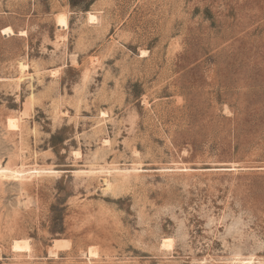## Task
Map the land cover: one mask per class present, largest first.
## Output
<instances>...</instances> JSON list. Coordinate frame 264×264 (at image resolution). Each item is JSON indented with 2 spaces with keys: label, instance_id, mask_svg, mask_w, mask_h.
<instances>
[{
  "label": "rangeland",
  "instance_id": "rangeland-1",
  "mask_svg": "<svg viewBox=\"0 0 264 264\" xmlns=\"http://www.w3.org/2000/svg\"><path fill=\"white\" fill-rule=\"evenodd\" d=\"M0 264H264V0H0Z\"/></svg>",
  "mask_w": 264,
  "mask_h": 264
},
{
  "label": "bare ground",
  "instance_id": "bare-ground-1",
  "mask_svg": "<svg viewBox=\"0 0 264 264\" xmlns=\"http://www.w3.org/2000/svg\"><path fill=\"white\" fill-rule=\"evenodd\" d=\"M91 16L93 17L92 14H91ZM58 25L61 26V27L66 26V25H67V18L64 17V16H60V17L58 18ZM3 32H4V33L12 32V28H11L10 26H7V27H5V28L3 29ZM13 122H14V121H13ZM11 124H12V123H11ZM163 241H164V244H167V245H169V244L172 242V241H171V238H165ZM54 244H55V245L60 244V239H56ZM164 244H163V245H164ZM25 245H26V244H25ZM15 247L20 248V247H22V245H20L18 242H16V243H15ZM91 252L93 253L94 251L91 249ZM94 253H95V252H94Z\"/></svg>",
  "mask_w": 264,
  "mask_h": 264
}]
</instances>
